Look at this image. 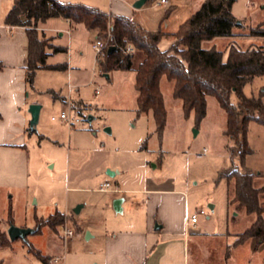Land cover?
I'll list each match as a JSON object with an SVG mask.
<instances>
[{
    "label": "rangeland",
    "instance_id": "374dc122",
    "mask_svg": "<svg viewBox=\"0 0 264 264\" xmlns=\"http://www.w3.org/2000/svg\"><path fill=\"white\" fill-rule=\"evenodd\" d=\"M12 1L0 0V5L6 8ZM72 1L111 10L110 0ZM203 1L193 0L192 12ZM175 2L180 6L170 11L173 26L184 8L179 1ZM164 5L148 0L145 7L151 8L142 15L152 21L165 15ZM233 12L244 20V26L235 28L237 33L244 34L234 36L236 43L242 47L264 44V38L248 34L251 26L264 21V0H236ZM78 26L72 34L53 31L54 43L67 46L66 51L48 48L51 52L48 62L68 61L69 67L39 69L34 86L28 88L26 110L29 112L31 103L41 104L39 121L27 136L29 184L23 190L12 188L9 193L3 190L0 196V231L9 240L0 246V260L4 264H43L23 239L9 238L11 209L14 224L29 228H36L41 218L56 211L69 216V221L56 231L40 226L39 232L28 236L33 249L47 256L50 264H102L104 234L117 231L125 219L138 213L128 210L120 213L111 206L116 182L126 188L136 178L142 181L172 178L175 186L188 195L189 216L198 213L195 225L207 231L193 241L190 264H226L227 244L251 221L244 211L238 213L229 206L227 180L220 177L223 168L233 160L240 162L241 158L240 155L234 158L230 150L225 109L215 96L208 95L205 116L199 119L195 110L187 114L182 100L174 96V81L163 76L161 87L167 119L159 130L151 109L138 111L136 71L101 70L93 46L96 35L85 24ZM46 40L51 41V37ZM228 40L219 36L214 43L224 48L230 43ZM261 89L264 75L255 76L243 86L248 96L258 95ZM71 97L82 98L88 104L76 102L80 111L77 112L69 105ZM239 99L234 92L232 100ZM63 111L78 116L79 121L70 124L61 119ZM246 139L251 150L244 155L245 166L254 171L264 170V124L250 120ZM110 170L116 173L112 175ZM104 180L112 182L108 191L99 188ZM78 205L82 207L76 213ZM202 209L205 214H200ZM75 222L83 229L78 231ZM65 229L73 230L74 235L65 237ZM88 232L92 237L87 238ZM241 252L245 251L237 252L236 258Z\"/></svg>",
    "mask_w": 264,
    "mask_h": 264
},
{
    "label": "trees",
    "instance_id": "16d2710c",
    "mask_svg": "<svg viewBox=\"0 0 264 264\" xmlns=\"http://www.w3.org/2000/svg\"><path fill=\"white\" fill-rule=\"evenodd\" d=\"M235 1L204 0L174 32L164 31L161 26L149 29L125 14L84 2L63 0H14L4 21L10 25H23L27 29L29 53L26 80L31 87L38 69L67 67L63 62H47L49 47L60 51L66 46L46 40L50 37L40 28L48 18L61 16L84 23L89 29L97 31L96 38L107 40V46L97 59L101 70L132 69L134 50L144 52V59L135 68L138 111L151 109L159 130L164 128L167 119L161 87L163 76L174 81V96L182 100L186 113L195 110L199 119L206 114L207 96H215L227 114L226 133L230 137L232 156L241 157L240 162L233 160L230 166L223 168L220 177L227 180L229 206L238 213L244 211L251 221L243 232L236 234L237 240L233 245L249 238H255L261 244L264 242V170L254 171L245 166L244 155L251 150L246 139L248 122L255 119L264 124V89L258 95L248 96L243 86L255 76L264 75V44L242 47L236 43L234 36L244 34L237 33L235 28L244 26V20L233 12ZM171 9L172 5L165 11L164 17ZM168 33L175 36V41L169 48L162 49L160 42ZM248 34L264 38V21L251 26ZM219 36L229 39L230 43L224 48L219 47L214 43V38ZM112 44L116 45V49L109 51ZM128 45H132L134 50L127 51ZM226 51L228 55L225 58ZM234 92L240 97L238 102L232 100ZM34 129L30 128V131ZM68 221L69 216L56 211L39 220L36 233L40 231V226H49L56 231L58 226ZM9 222L14 224L11 209ZM74 225L78 231L81 230L78 223ZM3 232L0 231V246L9 243ZM24 241L43 264H50L47 256L33 249L28 238ZM0 264L4 262L0 260Z\"/></svg>",
    "mask_w": 264,
    "mask_h": 264
},
{
    "label": "crops",
    "instance_id": "0c3cea01",
    "mask_svg": "<svg viewBox=\"0 0 264 264\" xmlns=\"http://www.w3.org/2000/svg\"><path fill=\"white\" fill-rule=\"evenodd\" d=\"M135 1L110 0V11L130 16L149 29L161 26L164 31L174 32L194 10L193 0H177L184 8L181 7L183 11L179 12V18L173 26L169 21L170 12L167 17L163 14L151 21L146 15V17L142 15L143 11L151 8V6L145 7L148 0L141 7H135ZM157 1L159 0H156V3ZM13 3L14 0L6 8L0 5V196L3 190L9 193L12 188L23 190L28 187L30 177L27 136L33 131H30L31 112L25 108L28 88L31 87L26 80L29 36L25 26L10 25L4 21ZM162 4H165L164 8L167 9L171 5L172 7L178 5L174 3V0H166L158 5ZM79 24L84 23H76L68 18L55 16L41 23L40 28L51 37L52 44H56L53 41L55 37L53 31L62 30L61 35L65 31L72 34ZM91 33L97 37L95 29H91ZM174 41L175 36L168 33L161 40L160 46L162 49H167ZM48 52L51 54L49 50ZM227 55L228 51L225 53V58ZM144 57L142 50H134L133 70ZM62 62L67 64V67L63 69H67L68 61ZM68 102L77 112L80 111L76 107V102L86 103L82 98L73 97L69 98ZM139 180L141 179L136 178L133 185L126 188L121 187L118 181L116 182L117 188L111 194V206L115 209L116 199H121L120 209H115L117 212L125 213L128 210L138 213L137 216L125 219L117 231H107L104 234L101 249L102 264H190L193 241H196L198 234H207V231L198 229L190 222L187 193L182 188L176 187L172 178L160 181L146 178L140 183ZM157 223L161 225V228H155ZM89 237L92 235L88 232ZM236 240L237 236L231 244L226 246L224 252L226 264H264V242L258 244L255 238H249L243 243L233 245ZM197 242L199 244V240ZM229 247H232L230 251H228ZM240 251L245 252L239 253L236 258L237 252Z\"/></svg>",
    "mask_w": 264,
    "mask_h": 264
},
{
    "label": "water",
    "instance_id": "95a60500",
    "mask_svg": "<svg viewBox=\"0 0 264 264\" xmlns=\"http://www.w3.org/2000/svg\"><path fill=\"white\" fill-rule=\"evenodd\" d=\"M146 0H136L134 2L135 7H141ZM113 49H116V45H110L108 50L112 51ZM40 109H41V104L40 103H31L29 110L31 112V120H30V127L34 129L36 127V124L39 121V116H40ZM109 131L111 130L110 127L107 128ZM111 174H114L115 172L113 170H110ZM120 201L121 199H116L115 201V209L118 210L120 209ZM82 205H78L75 209L76 213L80 212ZM211 209H214V205L210 204ZM156 229L161 228V225L159 223L156 224ZM8 235L11 240H16V239H23L27 240L28 236L30 234L36 233L35 228H29V227H22V226H17L15 224H11L9 229H8ZM88 238V235H87Z\"/></svg>",
    "mask_w": 264,
    "mask_h": 264
},
{
    "label": "built area",
    "instance_id": "2783aa9c",
    "mask_svg": "<svg viewBox=\"0 0 264 264\" xmlns=\"http://www.w3.org/2000/svg\"><path fill=\"white\" fill-rule=\"evenodd\" d=\"M166 0H159L157 1V4H160L162 2H165ZM93 46L94 48L97 50V59H99V55L102 53V51L104 50V48L107 46V40H104L103 38H96L94 40V43H93ZM127 51H133L134 50V47L132 45H128ZM96 91L98 92L99 90L96 89ZM61 118H63L65 121L69 122L70 124H73L74 123V120L76 121H79V117L76 116H72V114H68L67 112L63 111L60 115ZM53 118H55V116H53ZM112 187V182L110 180H104L103 182L100 183V190L101 191H108L109 188ZM200 214H205V210H201L200 211ZM198 217H199V214L198 213H193L191 216H190V222L195 225V223L198 221ZM74 235V231L71 230V229H65L64 230V236H73ZM56 260H59V257L56 258Z\"/></svg>",
    "mask_w": 264,
    "mask_h": 264
}]
</instances>
